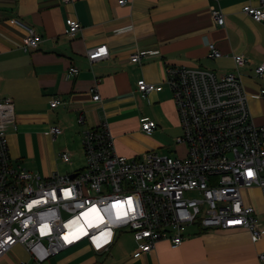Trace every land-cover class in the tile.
<instances>
[{
    "label": "crops",
    "instance_id": "crops-1",
    "mask_svg": "<svg viewBox=\"0 0 264 264\" xmlns=\"http://www.w3.org/2000/svg\"><path fill=\"white\" fill-rule=\"evenodd\" d=\"M219 2L226 15L224 26L212 18L214 0H128L124 6L118 0H0V97L13 99L17 121V128L7 131L11 165L37 170L43 176L59 172L63 162L59 153L70 151L73 164L74 149L83 153V130L105 120L119 154L137 158L147 151L157 152L158 139L140 127L149 116H142L144 112L136 105L142 98L137 83L145 79L163 85L161 91L143 98L159 111L154 134L182 131L166 83L169 65L224 72L235 68L234 55L244 56L246 63L239 73L251 115L255 123L264 124V75L256 74L264 63V22L242 10L247 3L258 6L259 0ZM69 18L81 24L74 36L66 23ZM16 19L42 37L38 47L23 48L28 31ZM210 42L223 53L220 58L207 56ZM104 44L109 55L91 63L89 49ZM138 51L149 54L132 62L131 55ZM71 67L79 71L68 76ZM95 92L101 96L99 101L93 100ZM54 97H61L64 103L52 108ZM81 115L84 123L78 122ZM52 126L61 129L55 138L50 133ZM177 153L184 155L186 147ZM245 202L255 208L258 225L264 230V203ZM121 235L106 260L99 261L97 255L107 253H97L84 244L44 264H264L260 259L264 234L253 242L247 229L190 226L179 248L161 240L139 258L133 257L137 242L132 233L130 240L122 241ZM23 261L35 264L31 257Z\"/></svg>",
    "mask_w": 264,
    "mask_h": 264
},
{
    "label": "built area",
    "instance_id": "built-area-1",
    "mask_svg": "<svg viewBox=\"0 0 264 264\" xmlns=\"http://www.w3.org/2000/svg\"><path fill=\"white\" fill-rule=\"evenodd\" d=\"M219 1L214 0L211 15L215 23L224 26L226 15ZM127 3L118 0L120 6ZM242 10L264 22V0H259L258 6L247 3ZM15 21L28 31L23 48L38 47L42 37L32 27ZM66 23L70 35H76L80 22L69 18ZM148 54L133 53L131 61L140 62ZM108 55L106 44L88 51L91 63ZM222 55L215 43L208 44L209 58ZM233 58L235 68L224 72L167 66L166 83L183 131L177 142L185 145L184 155L155 151L137 158L121 155L105 120L82 132L83 169L43 176L14 168L7 131L17 128L15 104L11 98L0 97V260L18 244L35 264L84 244L106 253L126 230L137 242L133 257L139 258L161 240L179 248L194 225L206 230L247 229L251 240L258 242L264 230L258 225L255 208L245 202L243 190L259 187L264 191V124L252 118L239 73L246 59L242 55ZM78 71L71 67L68 76ZM256 74L264 75V63L256 68ZM162 89L163 85L145 79L137 83L142 98ZM261 96L264 99V88ZM100 98L95 92L93 100ZM63 103L61 97H54L50 106ZM84 121L81 115L78 122ZM141 125L147 134L157 128L149 117L143 118ZM50 133L55 138L61 129L52 126ZM59 157L72 163L68 150ZM260 259L264 260V251Z\"/></svg>",
    "mask_w": 264,
    "mask_h": 264
},
{
    "label": "rangeland",
    "instance_id": "rangeland-1",
    "mask_svg": "<svg viewBox=\"0 0 264 264\" xmlns=\"http://www.w3.org/2000/svg\"><path fill=\"white\" fill-rule=\"evenodd\" d=\"M138 99H139V103H137L136 105L144 112L142 116H149V118L153 119L158 125L159 121L155 116V113L159 114V111L156 110V108L149 105L147 100H144L143 98H138ZM167 124L171 125L170 123H168V121ZM140 127H142L141 122H140ZM154 131L150 133L151 134L150 137L158 139V142L160 144L159 149L157 150L158 153H160L161 155H170V156L179 155L177 151L181 150V148L185 146L184 144H180L177 142V137L180 136L182 133L180 128H178L177 131L176 130L164 131L162 133H157V134H154ZM133 135L138 137L139 140H143L142 138L139 137L140 135L138 134V132H134ZM151 138L149 140H152ZM74 150H75V155L73 157V164H68L66 162L64 163V161L61 162L60 166L58 167L60 173L62 174L71 173L83 169V167L85 166V157L82 151L77 148ZM36 171L37 170H33V172ZM243 196L246 201L251 202L252 200H256L259 203H264V192L263 189L259 187L244 189ZM121 237H122V241L123 239L130 240L132 235L129 230H126L125 232L122 233ZM97 256L99 261H103V259L106 260L108 258L109 253L101 254ZM28 259H30L29 253L22 244H18L12 248L11 252L7 255V257L0 260V264H12L17 260H28Z\"/></svg>",
    "mask_w": 264,
    "mask_h": 264
},
{
    "label": "snow or ice",
    "instance_id": "snow-or-ice-1",
    "mask_svg": "<svg viewBox=\"0 0 264 264\" xmlns=\"http://www.w3.org/2000/svg\"><path fill=\"white\" fill-rule=\"evenodd\" d=\"M249 175H251V173H249Z\"/></svg>",
    "mask_w": 264,
    "mask_h": 264
}]
</instances>
